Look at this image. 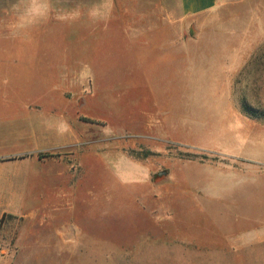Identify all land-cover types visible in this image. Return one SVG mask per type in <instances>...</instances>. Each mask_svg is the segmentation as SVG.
Wrapping results in <instances>:
<instances>
[{
    "label": "rangeland",
    "instance_id": "rangeland-1",
    "mask_svg": "<svg viewBox=\"0 0 264 264\" xmlns=\"http://www.w3.org/2000/svg\"><path fill=\"white\" fill-rule=\"evenodd\" d=\"M161 1L170 10L141 13L175 16L178 40L192 38L198 54L170 86L134 53L90 75L89 48L64 24L78 11H49L27 36L0 41V101L51 102L40 116L54 111L64 130L62 148L41 153L58 160L55 187L45 186L49 164L20 175L34 184L0 187V264H264V31L249 35L248 10L264 0L191 20L177 0ZM7 120L0 113V140L19 135ZM186 181L204 182L213 200L189 199Z\"/></svg>",
    "mask_w": 264,
    "mask_h": 264
},
{
    "label": "crops",
    "instance_id": "crops-1",
    "mask_svg": "<svg viewBox=\"0 0 264 264\" xmlns=\"http://www.w3.org/2000/svg\"><path fill=\"white\" fill-rule=\"evenodd\" d=\"M177 1L182 15L181 20H191V18L210 14L231 2V0ZM161 5V0H104L103 3L79 1L71 4L42 2L41 0H23V2L0 0V41L13 42L18 31L20 34L26 31L25 36H27L28 30L34 25L43 26L44 21L46 23L47 19L51 18L49 11H63L65 9L78 11L80 13H73L72 22H64V24H71L70 27L75 26L80 33V39L85 42L87 49L89 48L90 59L87 67L90 68V75L97 73L99 66L110 63L111 59L117 58L116 53H123L122 56H129L134 53L137 56L138 67L145 68L147 65H151L160 74L161 80L166 76L163 81L168 80L169 82L164 84L170 86L171 75L177 72L178 67L182 69L188 65L189 60L192 63L191 66L198 65L194 60L198 54L188 51L192 47L188 43H194L192 38L181 36L178 40L177 18L175 16L146 18L144 13H141L145 10H151L152 15H155V10H170L166 2H163V8ZM101 10L104 11L103 17H98V11ZM248 10L249 35H253V28L264 31V3L249 4ZM131 12H140V14L136 13L137 17H129ZM238 17L236 16L235 20ZM39 32L34 31V38L38 39ZM229 41L225 37H220L213 42L224 44ZM205 42L209 43L211 40ZM93 90L97 92L98 89L94 87ZM47 103L42 105L28 101H0V108H6V110H0V113L8 119L2 124H7L8 129H14L19 133L17 138L0 140V187H22L29 181V179L21 180L20 175L23 172L26 173V176L31 177L33 172L47 166L46 164H49L46 175L49 183H45V186L50 184V186L55 187L57 184V179L54 177L58 176L59 172L55 174L57 169L54 165L58 163V160L51 158L48 161H42V159L34 157L37 153L46 152V150L54 151L59 147L62 148V144L58 142L64 131L60 118L53 115L54 111L45 112L47 120L40 116L41 108L52 107V104H49L51 102ZM168 112L170 114V111ZM165 114L167 113L162 112L163 118H165ZM13 117L18 118L15 123L10 120ZM180 120L186 121L183 116L180 117ZM164 123L165 128H167L171 121L166 122L164 120ZM24 155L30 156L22 158ZM198 166L201 167L202 165L199 164ZM206 166L216 167L219 170L220 164L206 162ZM230 171L232 170L230 169ZM170 178L180 179L182 173L170 176ZM179 181L174 180L172 183L177 184ZM29 182L34 184L35 180ZM186 183V194L192 201L200 200L208 203L213 200L211 188H206L208 185H205L204 182L186 181ZM11 194H17V192L11 191ZM42 196H39L40 199ZM7 213L23 219L37 217L13 212Z\"/></svg>",
    "mask_w": 264,
    "mask_h": 264
},
{
    "label": "trees",
    "instance_id": "trees-1",
    "mask_svg": "<svg viewBox=\"0 0 264 264\" xmlns=\"http://www.w3.org/2000/svg\"><path fill=\"white\" fill-rule=\"evenodd\" d=\"M38 157H39V159H43L44 157H52V155H50V154H47V155L44 154V155H43V154L40 153ZM202 158L205 159L206 157H202ZM2 161H3V160H2ZM3 215H5V214H3ZM3 215H2V217H3ZM1 219H2V218H1ZM1 219H0V224H1Z\"/></svg>",
    "mask_w": 264,
    "mask_h": 264
}]
</instances>
